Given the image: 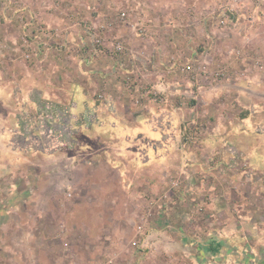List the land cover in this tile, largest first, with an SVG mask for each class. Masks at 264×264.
Returning a JSON list of instances; mask_svg holds the SVG:
<instances>
[{
  "label": "rangeland",
  "instance_id": "rangeland-1",
  "mask_svg": "<svg viewBox=\"0 0 264 264\" xmlns=\"http://www.w3.org/2000/svg\"><path fill=\"white\" fill-rule=\"evenodd\" d=\"M54 1L57 0H38L37 5L54 12L53 17L39 13L45 22L53 26L66 18L55 11L53 5L49 6ZM23 3L26 13L33 12L30 0H23ZM61 3L63 8L70 5L68 10L76 15L77 23L82 24L77 26L90 36L81 42L69 41L81 50L70 52L66 57L61 55L66 54L64 49L55 47L50 49V57L44 51H40L39 56L26 57L25 46L20 39L24 35L21 19L13 15V10L7 13L0 10V22L10 23V26L0 27V36L4 34L5 40L8 39L6 46L0 42L1 206L11 204L9 201L14 194L28 192L31 196L34 191L37 194L49 186L47 180H43L42 187L31 184L32 178L37 176L35 169L31 168V161L26 165L23 163L26 169L15 168L18 160L13 159L8 142L14 137L12 130L20 125L21 113L26 110L34 112L41 103V109L45 111L52 104L64 103L66 98L74 99L77 93L75 83L87 79H96V98L102 94L104 98L113 100L111 109L120 107L126 109L127 114L132 111L130 114L133 116L141 115V111L154 115L161 109H171L173 106H168V102L172 98L177 99L181 122L178 125L180 140L176 144L180 149L193 147L198 153L194 157L182 153V170L174 174L166 171L165 177L171 186L167 190L171 189V192L168 199L164 198L165 201L162 196L156 195L158 193L153 195L149 210L144 208L150 215H143V211L134 219L107 220L101 232L106 235L115 230L114 238L104 236L106 250L94 252V256L98 255L95 263L82 260L80 251L67 253L60 248L37 253L32 249L33 242L25 239L21 232V228H30V220L26 213L19 216L21 211H14L11 204V212L5 213L6 217L0 222V264H106L109 258L114 259V264H137L126 263L127 254L137 249L130 245L131 240L141 242L143 238L148 244L144 248L148 253L156 243L182 246L179 251H173L171 247L156 251L143 264H201L196 249L190 247V243L203 242L206 234L222 228L230 232L227 236L233 246L230 264L237 261L256 264L251 248H264V0H64ZM102 6L106 7V11L95 10ZM231 7L235 8L231 11L234 20L224 27L219 23L221 9ZM80 8L88 14L81 12ZM121 9L129 11L130 22L147 21L146 32L132 31L129 22L115 20L113 27L106 32L107 39L109 42L114 38L124 41L127 53L120 58L106 55L97 59L84 58L83 54H88L94 38L88 26L102 19L117 18ZM241 18L244 22L242 26L239 22ZM17 23L21 27L13 26ZM125 30L131 35H126ZM18 34L19 40L13 39ZM190 40L194 41L195 50L189 56ZM84 46L86 51H83ZM131 54H140L143 61L131 59ZM130 59L134 60L137 68H146L147 75L137 76L139 72L136 71L132 73V67H128ZM187 64L196 70L184 71L182 68ZM96 66L102 68L103 75L96 73ZM199 66L206 68L210 74L199 72ZM110 68H114L115 74L109 73ZM213 72H220V75L215 76ZM90 75L91 78L87 77ZM157 78L165 82H180L182 90L157 87ZM188 81L189 85H184ZM109 91L116 96L110 95ZM125 93L135 101L133 109L129 105L125 108L123 103L115 104V100L126 98ZM77 116L79 120L83 119L82 115ZM220 142L224 143L227 155L214 151ZM61 164L56 175L59 182L64 180L60 174ZM49 180L53 182L54 178ZM173 180L178 182L177 188L172 187ZM56 183L50 191L46 189V193L63 214L74 204L76 187L73 183L74 197L67 200ZM81 191H84L83 187H80ZM26 206L31 210L29 203ZM136 212L139 214V211ZM141 221L145 227L142 236L137 234ZM50 222L51 227L61 223L55 217H51ZM160 222L162 225L164 222L165 226ZM111 223L118 224V227L113 228ZM89 232L90 229L85 227L76 233L77 242L85 240L86 258L93 254L94 243ZM227 239L224 238L226 244ZM108 244H112L111 248ZM50 245L57 247L59 242L53 240ZM260 257L257 264H264V253Z\"/></svg>",
  "mask_w": 264,
  "mask_h": 264
},
{
  "label": "crops",
  "instance_id": "crops-1",
  "mask_svg": "<svg viewBox=\"0 0 264 264\" xmlns=\"http://www.w3.org/2000/svg\"><path fill=\"white\" fill-rule=\"evenodd\" d=\"M30 2L33 10L38 11L40 14L45 13L46 16H54V12H51L49 8L47 10L46 8H39V6H37L39 5L38 0H30ZM51 5L50 2L49 6ZM236 6L238 12V2ZM68 9H70V5L65 7V10L69 11ZM80 9L81 12L88 14L84 8ZM95 10L98 12H104L106 11V7L102 6ZM69 14L70 16L66 17L63 22L62 20L57 24L52 22L61 30V35H58V37L54 39L56 41L64 39L74 43L76 40L81 42L82 39H89V34H87L85 30H81V27L77 26L82 24L77 23L76 15L72 12L70 13V11ZM240 15L243 16V14ZM54 18L55 20L58 19L56 16ZM50 20L51 19H49V21ZM239 22L240 26L244 25L242 18ZM3 25L10 26V23H8V21L5 22V24L0 22V27H4ZM13 26L21 27L18 23L13 24ZM125 33L128 36L131 35V32L129 31L125 30ZM5 38L6 35L4 34L0 36L1 45L4 43L2 46H6V40L8 39L5 40ZM19 38L20 35L18 34L17 37L13 39L19 40ZM20 39H22V37ZM131 39H134V37H131ZM193 42L194 41L192 40L189 41V54H187L189 56L193 54V50H195ZM52 49L53 48H51V50ZM51 52L50 49L46 52L48 57H50L49 54ZM67 54L68 53H62L61 55L66 57ZM88 54H83L84 58L97 59V57L91 56L90 54L88 57ZM139 55L140 54H137L136 57L131 56V59L136 58L138 59L137 61H143ZM47 56L46 58H48ZM131 59L128 62L129 69L132 67L131 72H139L137 76L147 75V72H145L146 68H144V70L143 67L137 68L135 62H133L134 60L131 61ZM114 68L109 69L111 75L114 73ZM101 69L100 66H96V73L99 76L103 75ZM163 73H165V71H163ZM90 74H92V72ZM87 77L91 78L92 75ZM95 83V78L87 79L82 83H75L74 86L77 88L75 98H78L81 102L78 100L76 101L75 98H66L63 102L71 104L72 110L76 115H82L81 118H83V120H81V122L86 120L89 116L87 113H90L91 111H97L102 122L87 127L78 124V126H80L77 130L79 146L75 150L63 148L52 153L33 152L25 156H18L12 153L14 154L13 159L18 160L15 164V168L20 170L26 169V167H23V163L26 165L28 161H31V165L33 166L30 167L34 168L37 173V176L32 178L31 184L36 183L37 186L42 187V184L44 183L43 180H47L49 186L37 194L34 191L31 196L28 195V192H17L19 194H14L9 201V203L12 204L14 211H21V214L18 212L19 216H21L22 213H26L27 218L30 220V228H21V232L25 239L31 243L33 242L32 249L37 253L42 252V250H45V253L57 251L58 249L60 250V248L63 252L67 253L73 251L78 253V251H80L81 259L85 261L90 260L92 263H95L97 260L96 256H98L97 254L94 256V252H102L104 249L106 250V247L104 248L106 241L103 239L104 236H107L108 238L109 235L110 238H114L113 233L115 230H111L110 233L106 235H103L101 232L102 227L107 225V220H121L124 217L127 219L136 218L137 215L139 216L145 211L146 207H148L149 210L150 203L153 204L151 201L153 199L152 197L156 193H158L156 194L157 196H162L163 201H165L164 198L168 199V194L171 192V189L167 190L169 181L166 178L167 176L165 177L166 171H169L170 174H174L173 172L182 170V166L184 165V162L180 160V156L182 157L184 155L182 153H186L189 157H194L198 153V150L193 147L180 149L176 144L180 140L178 125L179 122H181L180 114L178 113L180 107L177 105V99L172 98L168 102V106H173L171 109H161V111L156 112L154 115L150 114L148 111H141V115L137 114V116H133L130 114L132 113L131 110V112L129 111L130 113L127 114L126 109L124 110L123 108L116 107L118 103H123L125 108H127L128 105L131 109L136 107L135 101L129 99L127 97L128 94L126 93L125 99L117 100V102L115 100L116 105L114 106L116 109L112 110L105 104H98L94 95L95 90H97V83ZM155 83V86L157 87L172 88L174 90L176 88L182 90L181 85H183L180 82L172 80L165 82L158 78ZM184 85H189V81L184 83ZM216 86H219V84ZM104 87H107V85L105 84ZM137 87L138 86H134L133 88ZM108 88L109 87H107V90ZM123 89L126 88L123 87ZM111 90H114V88ZM110 95L116 96L112 91L110 92ZM33 102L34 101H32V104ZM144 105L147 107V104ZM134 111L138 112V110ZM194 117L195 116H193V118ZM195 119H197V116ZM192 121L194 122V119ZM2 137V134H0V143ZM216 148L217 149L214 150L215 152L218 151L220 155H224L225 153L227 155L228 152H226L223 142L218 143ZM1 153L3 154V150L0 149V154ZM84 158L90 160V163H84ZM72 159L74 164L72 181H74L73 183L76 187L74 204L65 213L60 214L61 212H59L57 208V203L53 201L46 192L48 189L50 191L56 182V184L59 182V178L56 180V175L58 174L59 169L58 165L63 161L66 162ZM49 178H54V181L50 182ZM177 185L178 182L173 180L172 187L177 188ZM80 187L84 188L85 193H83L84 191L80 192ZM28 203L29 206L31 205V207H29L31 210H28L26 206ZM11 204H8L7 207L1 206L0 204V222L6 217L5 213L9 214L11 212L9 211ZM148 210H146L143 215H145V213L146 215L147 213L150 215L151 213ZM136 211H139V214ZM160 213L164 216L162 210ZM51 217L59 218V222L61 223H59L58 226L57 224L56 226L52 224L51 227ZM161 222L160 225H162ZM112 223L110 225H113ZM61 224L66 226V234H63V238L58 237L60 230L59 226ZM163 225L165 226L164 222ZM85 227L90 229L92 237L91 241L94 243L92 247L93 254L87 258L84 255L85 240L84 242H77L78 237L76 235L77 232ZM112 227L116 228L118 227V224H115ZM228 233L230 232L227 228L216 229L209 234H206V239L203 238V242L194 241L193 243H190L189 246L196 249L198 253L197 258L203 264H230V259H232L230 256L232 255L233 246L229 244L227 239ZM224 238L227 239L230 246L225 243L226 241H224ZM53 240H57L59 246H51L50 241ZM65 242L69 243V245L65 246ZM111 246L112 244H108V248H111ZM169 247H171L173 251H179L181 250L179 248L182 246L180 244L156 243L154 244V248L150 249V253H148V251L146 252L144 249L141 250L142 252L138 249L130 250L127 254L128 258L126 263L135 262L138 264V262H140V264H143L145 261H148L147 258L151 257L154 252L163 251L164 249L169 250ZM251 250L253 251V254H255V259H253V261L255 262L257 260V263H259L261 259L260 256H263L264 248L260 247L259 249L252 247ZM110 259L114 261L113 258H109V260ZM194 261L197 262V260L193 259V262ZM242 262L244 261H237V263L233 262L232 264H241Z\"/></svg>",
  "mask_w": 264,
  "mask_h": 264
},
{
  "label": "built area",
  "instance_id": "built-area-1",
  "mask_svg": "<svg viewBox=\"0 0 264 264\" xmlns=\"http://www.w3.org/2000/svg\"><path fill=\"white\" fill-rule=\"evenodd\" d=\"M64 2V0H61ZM60 0L54 1L52 7L55 11H59L60 14H64L66 17L69 16V12L63 8V3ZM23 0H0V10L4 13L13 10L16 17L21 19L22 26L24 28V35L21 41L25 46V56L32 58L39 56L40 51L46 53L47 50L64 49L66 53H72L78 49L76 44H70L69 41L64 39L56 41L54 38L61 35V30L59 27L53 26L45 22L38 11L26 13L27 8L23 5ZM66 7V6H65ZM235 8H225L222 10L219 17V23L226 27L229 22H233V17L231 16V11ZM129 22V26L132 31L139 33L146 32V23L143 20H138L135 22H130V13L127 9H121L117 13V18H107L100 21H95L93 24L88 26V30L92 33L93 45L88 48L87 52L94 57H101L106 55L111 58H120L124 56L127 52L125 51L126 45L124 41L118 38H114L110 42L107 39L106 32L108 29L113 27L115 20ZM65 32V31H63ZM72 45V46H71ZM83 51H86V46L83 47ZM137 54H131V56L136 57ZM184 71H191L194 66L187 64L182 68ZM196 69H194L195 71ZM199 72H207L206 68L203 69L199 66ZM209 73V72H207ZM210 74V73H209ZM215 76L220 75V72H213ZM96 100L103 105L105 104L109 109L112 108L113 100L104 98L102 94H99ZM45 103V102H44ZM42 103L37 105L34 112L23 111L20 116V125L12 130V137H16L15 140L11 138L9 148L14 154L18 156L28 155L33 152H43L52 153L59 151L63 148L68 150H75L79 146V140L77 138V130L80 126L85 127L93 124H98L102 122L97 111H91L89 116L84 122L79 120L80 118L74 114L71 104L57 103L52 104L51 108L47 110L41 109ZM113 110V109H112ZM83 120V119H82ZM73 159L69 161L62 162L61 173L64 180L58 182L57 187L59 190L64 191V196L67 200H71L74 197L73 181L71 176L73 174ZM84 163H90V160L84 158ZM177 184V183H175ZM144 219H142L143 221ZM138 224L137 234L141 236L144 234V222ZM59 238H63V234L66 233V226L61 224L59 226ZM65 246L69 243L65 242ZM130 245L137 248L140 252L145 247L146 244L144 238L140 240H131ZM106 264H114L112 259L108 260Z\"/></svg>",
  "mask_w": 264,
  "mask_h": 264
},
{
  "label": "trees",
  "instance_id": "trees-1",
  "mask_svg": "<svg viewBox=\"0 0 264 264\" xmlns=\"http://www.w3.org/2000/svg\"><path fill=\"white\" fill-rule=\"evenodd\" d=\"M98 104H102V103L98 102Z\"/></svg>",
  "mask_w": 264,
  "mask_h": 264
}]
</instances>
